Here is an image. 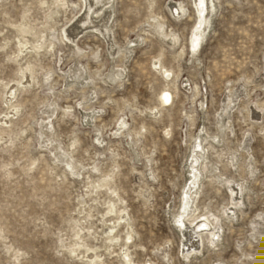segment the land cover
Returning a JSON list of instances; mask_svg holds the SVG:
<instances>
[{"label":"rangeland","instance_id":"obj_1","mask_svg":"<svg viewBox=\"0 0 264 264\" xmlns=\"http://www.w3.org/2000/svg\"><path fill=\"white\" fill-rule=\"evenodd\" d=\"M213 4L193 53L194 0H111L87 26L83 0H0V264H125L128 248L135 264H264V0ZM23 27L30 43L56 45L19 55ZM201 141L216 150L197 183ZM219 173L244 186L237 206ZM195 205L223 230L187 258L178 221L190 225Z\"/></svg>","mask_w":264,"mask_h":264},{"label":"bare ground","instance_id":"obj_2","mask_svg":"<svg viewBox=\"0 0 264 264\" xmlns=\"http://www.w3.org/2000/svg\"><path fill=\"white\" fill-rule=\"evenodd\" d=\"M59 1V0H58ZM83 2H84V4H85V9H86V13H85V17H83L81 20H79V23L80 24H82L83 26H87V25H91V24H97V23H95V21L93 20V18H92V16H91V14L92 13H94L95 15H98L100 12V9H94V7H96V8H98L99 6H101V7H105L106 5H109L110 4V2H111V0H83ZM213 2H214V0H194V4H195V9H197V14L199 15H197L198 16V19L200 20V24H199V26H196V28H195V31L190 35V38H189V42H190V46H191V51H193V53H197V51L200 49V47H202V43H203V41H204V39H205V36H206V32H207V30H208V28H209V24H210V15H211V12H212V10L214 9V4H213ZM172 3V2H171ZM74 7V6H73ZM100 7V8H101ZM83 8H84V6H83ZM107 9V8H106ZM170 9L172 10V12L173 11H175L176 12V14H178L179 16H180V14H182V13H184L185 12V9H184V7L181 5V4H179V5H171L170 6ZM105 10V9H104ZM103 11V10H102ZM93 14V15H94ZM50 15H52V14H50ZM49 15V16H50ZM103 15V14H102ZM94 17V16H93ZM111 17V14L110 15H108V18H106V20H104L105 21V23L108 21V19ZM49 18V17H48ZM112 20V19H111ZM198 21V20H197ZM109 22V21H108ZM160 25V28L162 29V30H164V27H165V25L164 24H159ZM97 26V25H96ZM107 26H109V25H107ZM26 27V26H25ZM90 27V26H89ZM94 27V26H93ZM98 27V26H97ZM88 28V27H87ZM21 29V28H20ZM98 29V28H97ZM96 29V30H97ZM99 29H100V27H99ZM30 30H31V27H29V28H24L23 27V29H21L19 32H20V34H21V36L23 37L21 40H19L18 42H19V49H18V52H19V55H21L22 54V52L24 51L25 52V50H31L32 51V53L34 52L35 54H38L39 55V52H41V50L42 49H44V48H46V50H50V49H52V47L54 46V45H56L55 44V42H53V41H51V42H49L50 44L49 45H46V41L45 42H41V44H39V42L38 43H36V44H33V43H30L29 41H27V40H25V35L26 34H28L29 32H30ZM69 30H65V36H66V38L68 39V41H70L72 44H76V40H77V38H78V36H76V37H74L73 39L71 38V36H70V33L68 32ZM72 31V30H71ZM85 31H86V28H85ZM98 31H100V32H107V31H109L107 28H101L100 30H98ZM111 31V30H110ZM74 32V31H73ZM96 33V32H95ZM165 34V33H164ZM173 34V33H172ZM109 35V34H108ZM27 36V35H26ZM165 36H168V34H165ZM43 37V36H42ZM55 38V37H54ZM174 38L175 39H177V36L174 34ZM42 39V38H41ZM57 40H59L60 42H63V39L62 38H56ZM48 42V41H47ZM114 43V42H113ZM117 45V44H116ZM79 50H80V48H78ZM113 49V48H112ZM120 49V48H119ZM44 51V50H43ZM42 51V52H43ZM53 51V50H52ZM83 51V50H82ZM119 51V50H118ZM29 52V51H28ZM80 52V51H79ZM78 53V52H77ZM122 53V52H121ZM128 55V54H127ZM116 56V55H115ZM28 62V61H27ZM26 62V63H27ZM30 66H31V62H28V64H27V72H28V70L30 69ZM154 66L155 67H157V69L158 68H160L159 69V71L158 72H160L161 74H162V76H164L166 79H170L174 74H173V70H169V69H167V68H165L164 66H161V64H160V61H155L154 62ZM160 66V67H159ZM83 70V69H82ZM76 71H79V70H76ZM85 71V70H84ZM124 71V70H123ZM21 72L23 73V75H24V79H27L28 80V77H26V73H24L23 72V70L21 69ZM32 72V71H31ZM74 72V71H73ZM118 72H120V71H118ZM30 73V72H29ZM31 74V73H30ZM33 74V73H32ZM73 74V73H72ZM56 75V74H55ZM117 75V74H116ZM32 76V75H31ZM75 77V76H74ZM82 77V76H81ZM119 77V76H118ZM122 77V76H121ZM175 77H177L176 76V74H175ZM30 78H33V76L32 77H30ZM172 79V78H171ZM170 79V80H171ZM174 79V78H173ZM173 79H172V83H175L174 81H173ZM33 80H34V78H33ZM23 83L24 82H22V81H20L19 82V85L21 86V85H23ZM26 83H30L29 81H27ZM74 83V82H73ZM7 87H9V86H7ZM22 88H24V86L22 87ZM25 88H26V86H25ZM38 89V88H37ZM19 91V88L18 87H14V88H11V89H9V92H8V95H9V97L10 98H12L13 96H15L16 95V93ZM197 91V90H196ZM199 91V90H198ZM242 93V92H241ZM243 95V94H242ZM230 98V102H233L232 100H231V97H229ZM173 101H174V94H172V92H169L167 89L166 90H164L162 93H161V95H160V103H161V107L162 108H166V107H170V105H172L173 104ZM15 105V104H14ZM160 106V105H159ZM228 107V106H227ZM158 108V107H157ZM17 109L19 110V108L18 107H14V110L15 111H17ZM155 110H157V109H155ZM161 112V111H160ZM227 116V115H226ZM53 116H51L50 117V119L52 118ZM224 117V116H223ZM225 118V117H224ZM4 123V122H3ZM51 127H53V123H50L49 124ZM124 127H127V124L126 123H123L122 124ZM122 130V129H121ZM127 130V129H126ZM201 136V135H200ZM203 138V137H202ZM197 139V138H196ZM218 139V138H217ZM203 141H206V140H203ZM211 142L210 140H207V142ZM246 142H247V140H246ZM249 142V141H248ZM223 146V145H222ZM248 147V146H247ZM199 150H200V152H199ZM213 151V150H216L215 149V147L212 145V143H209L208 144V146H203V142L201 141L200 143H198L196 146H195V156H194V161H193V164H195V166H194V172L195 173H193L194 175H193V177L195 178V181H197V183H198V178H199V176L202 174V170L205 172H207V173H209V174H211L210 173V170H209V165H210V163H209V152L210 151ZM223 152V151H222ZM222 152H220V153H222ZM200 153L202 154V155H200ZM219 154V153H218ZM223 154V153H222ZM194 155V154H193ZM221 155V154H220ZM249 155H251V154H249ZM223 156V155H222ZM201 157H203L204 159V161H202V163L200 164V162H201ZM232 160H233V158H231ZM252 160H253V158H252ZM234 162V161H233ZM233 162H231V164L234 166V164H233ZM212 165V164H211ZM73 166V165H72ZM197 166H199L200 167V169L197 167ZM235 167V166H234ZM252 168V167H251ZM211 169H212V167H211ZM214 169V168H213ZM191 170V171H192ZM214 171V170H213ZM215 171H219V169H215ZM212 172V171H211ZM190 173H192V172H190ZM206 173V174H207ZM215 173V172H214ZM253 172H251V174H252ZM203 175V174H202ZM210 176V175H209ZM201 177V176H200ZM205 177V176H204ZM215 177V179H217L218 181H220L221 182V184H223V185H227L228 187H229V189H230V191H231V193H232V195H233V201H234V203H233V205H234V207L235 206H237L239 203H241V202H239V199L241 198L240 197V195L242 194V192H243V190H244V186L243 187H239L240 186V184H239V186L238 185H236V186H238L239 187V189H236L234 186H235V181H234V185H233V181H231V180H229V179H227V178H223V175L222 174H220L219 173V175L217 176H214ZM209 178H211V177H209ZM205 179V178H204ZM203 179V180H204ZM234 179V178H233ZM202 181V180H201ZM207 181V180H206ZM216 181V180H215ZM197 183L195 182L194 183V186L193 187H191V188H193V189H195L196 188V185H197ZM200 183V182H199ZM202 183V182H201ZM238 183H240V182H238ZM245 185V184H244ZM102 187V186H101ZM198 187H199V185H198ZM202 187V186H201ZM224 187V186H223ZM192 189V190H193ZM200 189V188H199ZM246 189V188H245ZM110 190V189H109ZM198 190V189H197ZM202 190V189H201ZM228 190V189H227ZM247 190H248V188H247ZM190 191V190H189ZM229 191V190H228ZM112 192V191H111ZM114 192V191H113ZM112 192V193H113ZM196 194L195 195H198L199 194V191L198 192H195ZM230 193V192H229ZM194 194V193H193ZM199 196V195H198ZM187 197H190V199L189 200H192L193 199V196H192V193H189L188 192V194H187ZM240 197V198H239ZM196 198V197H195ZM198 198V197H197ZM188 199V198H187ZM199 201H200V199H199ZM196 203H197V200H196ZM199 203V202H198ZM111 204V203H110ZM187 205H189V204H187ZM197 205V204H196ZM195 205V206H196ZM110 207V206H109ZM115 207V206H114ZM234 207L233 208H231L230 210H231V212H227L228 214H234ZM194 207H188V210H187V208L185 209V213L184 214H187L189 211H191L192 212V209H193ZM196 208V210L191 214V215H189V218H187V219H189L188 220V222H189V224L190 225H188L185 221H178L179 222V225H180V227H181V229L182 230H185V231H188V235H187V237H186V235H185V237L187 238V243H185L184 244V247H187V252H186V254L188 253L189 254V256H193L192 254H198L199 252H200V250H201V247L204 245V242L205 241H207V243H209L210 245H213V246H217L216 245V240H218V242H219V240H220V233H221V231L223 230L222 229V227L220 226V224H219V222H220V218H219V216H216V217H213V219H211L210 217L211 216H209L208 217V215L207 214H205V215H201V216H196V214H197V212H199V207L198 206H196L195 207ZM237 208V207H236ZM109 209V212L108 213H111L112 214V212H113V214H114V210H113V207L112 208H108ZM206 209H208V208H206ZM236 211H237V209H236ZM190 212V213H191ZM115 213H116V211H115ZM124 213V212H123ZM206 213H208V212H206ZM243 213V212H242ZM121 215V214H120ZM236 215V214H235ZM121 217V220H124V221H126V225L128 226V227H130V223H129V219H128V216H126V214L125 215H121L120 216ZM230 217H232V216H230ZM236 217V216H235ZM186 218V217H185ZM200 218H203L200 222H197V220H199ZM230 219V218H229ZM120 221V220H119ZM120 223V222H119ZM220 223H222V222H220ZM223 225V224H222ZM126 226V227H127ZM119 227V224H114L112 227H111V235H112V233L117 229ZM131 229V228H130ZM129 230V229H128ZM132 230V229H131ZM131 230H129V232L127 231V238H126V240H127V244L129 243V242H131V240L133 239V232H131ZM116 233V232H115ZM114 233V234H115ZM186 233V232H185ZM109 236V234H108V236H109V238H108V241L110 240L112 243L113 242H116V241H119V238L116 236V235H112V236ZM120 240H121V238H120ZM124 240V239H123ZM218 242H217V244H218ZM112 243H111V245H112ZM126 244V245H127ZM208 245V244H207ZM222 245V244H221ZM220 245V246H221ZM123 246V245H122ZM213 246H211V247H213ZM219 246V247H220ZM111 247V246H110ZM124 247V246H123ZM222 247V246H221ZM125 248V247H124ZM123 248V249H124ZM127 248H128V245H127ZM131 248V247H130ZM214 248V247H213ZM218 248V247H217ZM203 249H205V248H203ZM129 248L128 249H124L123 251H122V256L124 257V259H125V264H135V263H133L132 262V260H131V253H129ZM74 251V250H73ZM183 252H185V250L183 251ZM188 254H187V258H188ZM121 256V255H120ZM194 257V256H193ZM195 258V257H194ZM190 259V258H189ZM90 261V260H89ZM89 264H96V260H94V259H92V261H90V263ZM147 264H152V263H147Z\"/></svg>","mask_w":264,"mask_h":264}]
</instances>
